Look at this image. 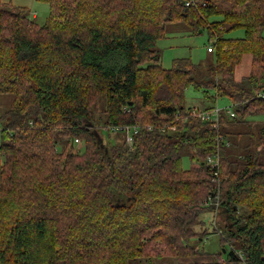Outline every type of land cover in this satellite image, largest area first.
I'll use <instances>...</instances> for the list:
<instances>
[{"label":"trees","instance_id":"16d2710c","mask_svg":"<svg viewBox=\"0 0 264 264\" xmlns=\"http://www.w3.org/2000/svg\"><path fill=\"white\" fill-rule=\"evenodd\" d=\"M35 1L42 25L0 0V95L13 96L0 115V264H242L237 252L264 264V0ZM169 24L207 29L213 62L163 68ZM187 89L211 105L186 107ZM220 99L234 117L221 112L218 129L191 114ZM113 126L139 130L131 145L121 133L99 144ZM217 190L213 230L230 250L209 253L197 226Z\"/></svg>","mask_w":264,"mask_h":264},{"label":"rangeland","instance_id":"374dc122","mask_svg":"<svg viewBox=\"0 0 264 264\" xmlns=\"http://www.w3.org/2000/svg\"><path fill=\"white\" fill-rule=\"evenodd\" d=\"M4 3H10L16 7L26 8L29 12L30 18L36 16L34 19L38 24L42 25L46 22L49 11L48 6L42 2H36L35 0H1ZM217 19H209L210 22L216 21ZM201 31V33H199ZM262 35L264 36V29L262 30ZM231 39H239L243 37V31H235L227 35ZM213 39L209 36L207 29L195 30L190 25L185 24H169L166 27L165 38L158 41L156 44V50L161 58V65L165 69H169L172 62L175 59L186 58L190 59L193 63L200 65L202 69L207 68L212 62V54H208L206 49L211 46ZM248 59L244 58L242 65L238 69V73L247 71ZM186 107H207L211 103L204 100L198 92L193 89L186 90ZM13 101V96L8 94L0 95V115L9 110L10 105ZM210 104V105H209ZM219 105H223L218 102ZM217 105V104H216ZM217 105V106H219ZM220 107V106H219ZM104 108V98H100L97 105V116H99ZM222 108V107H220ZM101 139L102 143L107 144L110 142L111 145L115 143V140L111 134L110 138H106V134L103 133ZM75 150L81 149L82 146L73 143ZM221 158V157H220ZM190 167V162L187 155L183 157V168L188 169ZM221 226L222 219L216 218L214 225V218L212 216V211H207L201 216V224L197 226V232L200 235L205 233L204 240H199L197 242V249H203L209 253H217L224 249V251H229L230 248L227 244L221 247L219 245L220 236L215 233L214 226ZM214 231V232H213ZM226 257V253L224 254ZM127 264H146L144 260H133L129 261ZM156 264H178L174 260H159Z\"/></svg>","mask_w":264,"mask_h":264},{"label":"built area","instance_id":"2783aa9c","mask_svg":"<svg viewBox=\"0 0 264 264\" xmlns=\"http://www.w3.org/2000/svg\"><path fill=\"white\" fill-rule=\"evenodd\" d=\"M190 4H193V1L190 0L188 1L185 5L189 6ZM212 46L207 47V52H211ZM264 96V95H263ZM225 112L226 115L230 117H234V113L232 111L231 106L227 108H220L219 106H215L211 111L207 112L205 110L202 111H196L195 109L191 110V114L195 115L198 119H200L203 122H211L212 127L214 129H218L219 125V116L221 112ZM176 119H178V116H176ZM139 128L138 126H125V127H120V126H113L109 127L107 131L111 134H116V133H121L125 136L126 143L128 145H131L133 141V136L138 132ZM148 130H152V127H148ZM162 133H166L167 131H175V127L173 125H169L167 127H161L160 128ZM220 141V138H219ZM75 144L79 145V142L75 140ZM220 155L218 153H214L213 155L209 156L206 159L207 165L210 167L212 175L214 178H216L219 174V167H220ZM204 205L206 207L211 208L212 211V216L214 218V225H215V219L217 218V213L220 207V196L218 190L214 193L213 196L209 197L205 202ZM216 227V226H214ZM220 235V232H218ZM239 258L242 260V264H245L244 259L242 255L237 252Z\"/></svg>","mask_w":264,"mask_h":264},{"label":"crops","instance_id":"0c3cea01","mask_svg":"<svg viewBox=\"0 0 264 264\" xmlns=\"http://www.w3.org/2000/svg\"><path fill=\"white\" fill-rule=\"evenodd\" d=\"M35 17H36L35 15L32 16V18H35ZM199 94H200V93H199ZM218 102H221L223 105H219ZM209 103H210V102H209ZM216 104L219 105V106L222 107V108H227V107L230 106L226 101H224V100H222V99L218 100ZM209 105H210V104H209ZM194 108H195V106H194ZM198 108H201V109H202V108H204V107H201V105H199Z\"/></svg>","mask_w":264,"mask_h":264},{"label":"water","instance_id":"95a60500","mask_svg":"<svg viewBox=\"0 0 264 264\" xmlns=\"http://www.w3.org/2000/svg\"><path fill=\"white\" fill-rule=\"evenodd\" d=\"M199 33H201V31H199ZM97 142L102 145V141H101V139L99 137H98V141Z\"/></svg>","mask_w":264,"mask_h":264}]
</instances>
